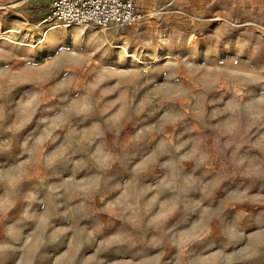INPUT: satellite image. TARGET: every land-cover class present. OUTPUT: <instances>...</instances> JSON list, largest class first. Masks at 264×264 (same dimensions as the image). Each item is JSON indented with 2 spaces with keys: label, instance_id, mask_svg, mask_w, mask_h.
<instances>
[{
  "label": "rangeland",
  "instance_id": "obj_1",
  "mask_svg": "<svg viewBox=\"0 0 264 264\" xmlns=\"http://www.w3.org/2000/svg\"><path fill=\"white\" fill-rule=\"evenodd\" d=\"M37 1L0 9V264H264V0Z\"/></svg>",
  "mask_w": 264,
  "mask_h": 264
},
{
  "label": "built area",
  "instance_id": "obj_2",
  "mask_svg": "<svg viewBox=\"0 0 264 264\" xmlns=\"http://www.w3.org/2000/svg\"><path fill=\"white\" fill-rule=\"evenodd\" d=\"M140 17L136 0H51L41 22L63 28L90 25L107 30L131 25Z\"/></svg>",
  "mask_w": 264,
  "mask_h": 264
},
{
  "label": "crops",
  "instance_id": "obj_3",
  "mask_svg": "<svg viewBox=\"0 0 264 264\" xmlns=\"http://www.w3.org/2000/svg\"><path fill=\"white\" fill-rule=\"evenodd\" d=\"M37 2V0H0V9L9 13H14L16 10L18 12L21 9H24L23 13L32 15V12H36Z\"/></svg>",
  "mask_w": 264,
  "mask_h": 264
},
{
  "label": "bare ground",
  "instance_id": "obj_4",
  "mask_svg": "<svg viewBox=\"0 0 264 264\" xmlns=\"http://www.w3.org/2000/svg\"><path fill=\"white\" fill-rule=\"evenodd\" d=\"M2 35L3 34H0V39H1ZM116 47L119 48V49H122L124 51L126 58H134L135 59V57L133 55L128 54L123 47H120V46H116ZM167 58H168V56L159 57V58L153 59V60H155L154 62H152L153 60H151L150 62H146V61H143V60H138V63L140 65H147V64H150V63L156 64V63H158L160 61H163V60H165Z\"/></svg>",
  "mask_w": 264,
  "mask_h": 264
},
{
  "label": "trees",
  "instance_id": "obj_5",
  "mask_svg": "<svg viewBox=\"0 0 264 264\" xmlns=\"http://www.w3.org/2000/svg\"><path fill=\"white\" fill-rule=\"evenodd\" d=\"M41 19H37V20H35V22H34V24H39V23H41Z\"/></svg>",
  "mask_w": 264,
  "mask_h": 264
}]
</instances>
